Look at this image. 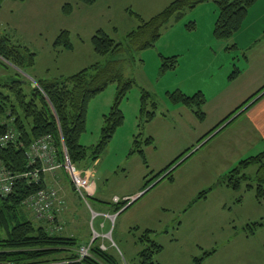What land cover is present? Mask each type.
Here are the masks:
<instances>
[{
	"label": "rangeland",
	"instance_id": "obj_1",
	"mask_svg": "<svg viewBox=\"0 0 264 264\" xmlns=\"http://www.w3.org/2000/svg\"><path fill=\"white\" fill-rule=\"evenodd\" d=\"M171 1L101 0L88 6L74 0H25V4L12 9V15L10 6L5 5L0 9L1 17L8 15L16 27L13 38L32 50L35 63L34 70L23 72L3 60L6 66H0V78L13 76L16 70L34 82L32 77L67 76L91 64L103 63L110 56L97 55L90 42L96 30L103 29L116 42L124 43L126 35L140 24L137 15L148 20ZM66 2L73 6L67 16L58 13ZM217 11L215 0L196 5L180 19H171L154 45L136 54V62L125 72L134 79L135 85L120 102L124 115L122 124L95 162L84 161L75 166L78 170L90 166L103 197L110 199L109 205L114 204L111 201L114 195L121 198L124 193L141 189L143 195L124 213L129 216L134 212L128 224L123 225V217L117 219V215L113 219L105 217L108 221L104 220L107 223L104 231H109L108 236L97 238L122 264H136L133 259L139 247L132 235L135 226L152 230L151 238L163 247L154 256L160 264H264V202L256 201L252 189L242 187L234 191L223 181L227 170L240 158L255 155L264 146L259 143L252 149L238 150L237 142L230 143L225 137L227 121L218 130L225 129L204 138L206 131L216 123V111L226 113L251 97V101L261 97L264 60L260 64L255 62L256 66L240 74V68L246 67L240 48L247 45L248 38L237 31L230 39H216L213 25ZM258 28L259 25L254 30ZM62 29L70 33L71 50H57L51 45ZM0 33H6L4 27H0ZM234 38L237 47L233 45ZM261 39L256 53L264 54V38ZM159 51L166 53L164 56L177 54L176 66L161 71ZM238 68L239 74L231 78V73ZM177 88L190 95L201 92L206 100L203 110L208 107L210 112L206 121L211 118L212 123L197 118L198 123H195L189 108L173 110L168 92ZM142 89L150 93L146 109L152 111L151 101L157 107L149 122L139 113ZM115 92V84L111 83L89 100L81 144L91 146L98 141L103 115L108 113ZM135 136L141 144L149 136L153 138L151 146L139 144L146 163L138 152L131 153ZM179 157L182 160L171 167H175L172 182L160 180L162 176L153 180L155 174ZM255 171V165L246 170L248 183H253L251 178ZM146 180H152L147 188L144 187ZM202 192H206V196L199 198ZM77 198L72 203L75 215L79 216L78 231L81 235L84 217L91 218L87 220L91 240L94 232H100L98 220L92 218L90 211L95 203L88 197L86 202ZM144 206L147 214H141ZM27 214L30 216L29 212ZM255 222L262 225L253 235H247L248 226ZM80 235L75 236L84 240ZM205 252L212 253L205 257Z\"/></svg>",
	"mask_w": 264,
	"mask_h": 264
},
{
	"label": "trees",
	"instance_id": "obj_2",
	"mask_svg": "<svg viewBox=\"0 0 264 264\" xmlns=\"http://www.w3.org/2000/svg\"><path fill=\"white\" fill-rule=\"evenodd\" d=\"M3 1L0 0V6ZM74 1L91 6L100 0ZM206 1L208 0H173L148 20H142L136 14L140 24L126 35L124 43L116 42L103 29L96 30L90 42L97 55L110 56L103 63L91 64L67 76L61 75L51 79L33 78L35 82H31L16 70L13 76L0 78V136L9 126L18 134L14 142H8L5 147H0V164L6 172L14 176L11 191L5 195L0 194V262L122 264L115 254L108 249L100 248L97 238L91 242L89 255L79 259L77 250L82 242L76 236L67 235L64 231L49 233L44 224L37 223L29 217L22 203L27 197L45 188V182L43 171L40 170L41 163L39 160L30 163L26 157V150L38 138L49 136L59 162H64L63 147L69 163L73 166L84 161L95 162L123 122L124 115L119 105L135 85L134 79L126 76L125 72L136 62V54L153 46L161 36L163 27L171 19H180L187 10ZM257 1L215 0L218 11L213 28L214 37L219 40L230 39L241 28L248 10ZM72 9L71 2H66L62 5L61 11L67 16L71 14ZM18 42L8 33H0V57L25 72L26 69L34 66L35 55L32 50ZM52 46L57 50H71L73 44L69 31L67 29L59 31ZM161 58V71L174 68L177 64V56H161ZM2 59L0 66H6ZM237 74L238 69L233 71L230 77L234 78ZM111 83L115 84L116 92L108 113L103 115L99 139L95 144L85 146L80 143V137L86 130L88 102ZM263 95L264 93L260 96ZM251 98L215 126L204 138L218 133L223 123L244 108L252 100ZM149 99L150 93L142 89L139 113L146 122L154 117L156 108V103L151 101L152 111L146 109ZM168 99L172 104L188 107L198 120H204L203 106L206 100L201 92L189 96L180 90H175L168 93ZM136 136L132 142L131 153L138 152L145 162L143 150L139 145L141 143ZM152 143L153 139L148 137L141 145L147 146ZM181 158H177L155 174L153 180L162 176L160 180L167 179L172 182L174 168L170 169ZM253 165L256 166L255 174L251 178L253 183H248L250 178L246 170ZM35 169L39 171L37 179L31 176ZM151 181L146 180L144 187L147 188ZM223 181L234 191L242 187L246 190L252 189L256 201L264 202V150L240 159L225 173ZM205 196L206 192H202L199 198ZM127 203L128 201L115 203L113 212L117 213ZM261 225L262 222L249 225L247 235H253ZM132 229L135 245L139 247L133 259L136 260V264H160L154 260V256L161 252L163 247L151 238L152 230L140 229L138 226ZM211 253L205 252L204 256Z\"/></svg>",
	"mask_w": 264,
	"mask_h": 264
},
{
	"label": "crops",
	"instance_id": "obj_3",
	"mask_svg": "<svg viewBox=\"0 0 264 264\" xmlns=\"http://www.w3.org/2000/svg\"><path fill=\"white\" fill-rule=\"evenodd\" d=\"M23 4H25V0H4L2 5L0 6V9H1V7L5 6V5L10 6L9 12L12 15L13 14L12 9L14 7H16L17 5H23ZM61 10H62V6H61V9H58V13L62 12ZM216 18H217V15H216ZM215 21H216V19H215ZM215 21H214V23H215ZM258 25L260 26V29L258 28L256 30H254V27L256 28ZM0 27H2V28L4 27L5 32L11 36L16 31V27L10 21L8 15L1 17V12H0ZM213 28H214V25H213ZM240 31H242V32H240ZM237 33H239V35H240V33H242L246 36V38H248L247 45L240 48L243 51L244 59H245L244 65L246 66L244 69L240 68V74H241L245 70L249 71L250 67L252 69L254 66H256L257 64L255 62L259 61V64H260V62H262L264 60V54H261L260 52L256 53L257 52V45L260 46V44H259L260 40L259 39L262 38L261 40H263V38H264V0H259L252 7H250V9L248 10V13L246 15V18L244 19L243 24ZM235 39L236 38L233 39V45H235V47H237L238 43H237V41H235ZM53 40H52V42H53ZM241 40H243V39H241ZM51 45H52V43H51ZM159 54H160V56H163V57L178 56L177 54H174V53H171L170 55L164 56L163 54H166V53H163L162 51H159ZM32 70H34V69L32 68ZM238 72H239V68H238ZM33 76H37V75H33ZM32 78H38V77H32ZM262 80H264V79H262ZM176 90L182 91L181 88H177ZM183 93L186 95H190V94H187L185 92H183ZM212 96H211V98H212ZM242 104L240 103L238 106H236L232 109H229V111H227L226 113L223 110L222 111H220V110L216 111V113L214 114L215 116H217L214 119V121H216V123H215V125H213L212 127H210L208 129L209 131H206V132L207 133L210 132L215 126H217L220 122L225 120L232 112H234ZM171 105L174 106L173 110L174 109L181 110L182 109L181 107H186V106L181 105V104H172L171 103ZM177 107H179V108H177ZM156 108L154 109V112H155ZM186 108H188V107H186ZM139 109H140V106H139ZM240 111H238L235 115H233V117H231L226 122V124L224 125L225 128L227 129L225 137H227V139L230 141V143H236L237 142L236 147L238 150H241V151L252 149V147L254 148L259 143H262L263 144L262 146H264V95L259 97L252 104L251 103L247 104ZM204 112H205V118L203 121H206L207 115H208V113H210L208 107H206L204 109ZM192 115H194V114L192 113ZM194 116H193V121L195 123H198L196 116L195 117ZM189 121H192L191 117H190ZM203 121H201V122H203ZM206 122H208V121H206ZM209 122L212 123L211 118H210ZM233 122H234V124L232 125ZM199 125H201V124H199ZM230 125H232V126H230ZM222 128H221V130H222ZM207 133H205V135ZM205 135H203V136H205ZM149 137L152 138L151 136H149ZM83 145H85V144H83ZM149 146H151V144ZM263 150H264V148L259 150V152H261ZM240 159H242V158H240ZM233 166H231V167H233ZM89 167L87 165L83 166L80 168V171L84 172L85 174H87L90 177V188H89L88 198H91L93 200V202L95 203L94 204L95 206L91 207L90 210H93V211L100 214V216L96 217L98 220V222H97L98 228L100 230V232L99 231L98 232L101 235H105V234L109 233L108 230L104 231V229L107 227L106 221H108L105 219V217H107L106 215L111 216L114 213L113 212L114 204L109 205L110 199L103 197V193L101 192L99 186L96 184V182H94V171L92 169H90ZM43 180L45 182V187H50V186L55 187L58 190L59 196L65 201V208L62 211V213L59 215V219L64 223V233L67 235H70V236H75L76 234L80 235V231H78V225H77L79 223L78 222L79 216L75 215L76 212L73 210V203H72L75 200V198L78 200V198H77L78 195L74 190V187L70 181V177H69L67 171L63 167H61L52 173H49L47 171L43 172ZM140 191H141V189L138 188V189H135L134 191L124 193L121 198L118 195H114L112 198H118L119 201L122 199H124V200L129 199V201H130L133 198H136L140 195L142 196L143 194L140 193ZM69 194L73 195V198H71V196ZM112 198H111V201L114 203ZM80 199H82V198H80ZM137 199H139V198H137ZM135 201H137V200H135ZM134 202H132L130 205H128L127 206L128 208L127 207L122 208L120 211L117 212V214H113V217L116 215H117V219L118 218L120 219L123 217L122 218V224L123 225L128 224V222L130 221V216L132 217L134 215V212L129 214V216H125L124 213H126L127 211H130V209L132 208V204ZM143 208H144L143 209L144 212L143 213L141 212V214H147L148 210H146L145 206ZM87 213H88V215L90 214V212H87ZM137 215H138V213H137ZM29 217L32 218L31 215ZM90 219L91 218H89V217L86 218V216H85L84 221H83V225L80 226L81 227L80 230L82 232V234L80 236H82V238L84 239V240H81L80 242H89L90 241L91 230L87 226V220H90ZM104 220H106V221L104 222ZM146 229H148V228H146ZM95 231H97V230H95Z\"/></svg>",
	"mask_w": 264,
	"mask_h": 264
},
{
	"label": "built area",
	"instance_id": "obj_4",
	"mask_svg": "<svg viewBox=\"0 0 264 264\" xmlns=\"http://www.w3.org/2000/svg\"><path fill=\"white\" fill-rule=\"evenodd\" d=\"M0 59H2L0 57ZM3 60V59H2ZM18 134L12 127H8L7 131L0 136V147H5L8 142H14L17 139ZM64 162L61 163L57 160L55 155L54 145L49 136H43L32 142L26 150V157L30 163L39 160L41 163V171H55L63 167L74 187L77 195L84 201L89 195L90 178L87 174L78 170L75 166L71 165L68 161L66 150L63 147ZM38 170H34L31 173L32 178H38ZM24 176H27L24 174ZM14 176L6 172L5 168L0 164V194L5 195L11 191ZM114 202H118V198L113 199ZM86 202V201H85ZM23 209L29 212L32 219L45 225L46 230L49 233H61L64 231V223L59 219V215L65 208V201L59 196L58 190L53 186L45 187L35 194L27 197L22 203ZM92 218L100 216L99 213L90 210ZM107 217H110L106 215ZM112 217V216H111ZM110 217V218H111ZM104 237L107 235H101L97 232L93 233V237L89 242L81 243L78 247L77 253L79 259L89 255V249L91 242L98 237ZM100 248L107 249L103 243L100 244ZM0 264H13L11 262H0Z\"/></svg>",
	"mask_w": 264,
	"mask_h": 264
},
{
	"label": "water",
	"instance_id": "obj_5",
	"mask_svg": "<svg viewBox=\"0 0 264 264\" xmlns=\"http://www.w3.org/2000/svg\"><path fill=\"white\" fill-rule=\"evenodd\" d=\"M263 93H264V92H263ZM263 93H261V94H259V95H262ZM257 97H258V96H257ZM257 97H256V98H257ZM256 98H255V99H256ZM255 99H254V100H255ZM254 100H253V101H254ZM251 102H252V101H251ZM181 160H182V159H181ZM178 163H179V162H177L176 164H178ZM170 170H172V169H170ZM138 197H139V196H138ZM138 197L133 198L132 200H130V202L127 204V206L130 205L132 202H134ZM127 206H125V208H126Z\"/></svg>",
	"mask_w": 264,
	"mask_h": 264
}]
</instances>
